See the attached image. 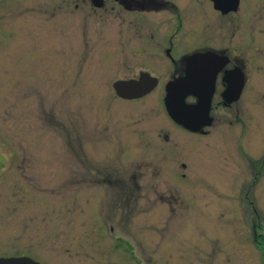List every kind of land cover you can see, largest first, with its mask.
<instances>
[{
  "label": "rangeland",
  "instance_id": "1",
  "mask_svg": "<svg viewBox=\"0 0 264 264\" xmlns=\"http://www.w3.org/2000/svg\"><path fill=\"white\" fill-rule=\"evenodd\" d=\"M74 2L0 0V257L264 264V45L241 122L191 135L163 90L116 97L144 68L121 51L133 31Z\"/></svg>",
  "mask_w": 264,
  "mask_h": 264
},
{
  "label": "flooded vegetation",
  "instance_id": "2",
  "mask_svg": "<svg viewBox=\"0 0 264 264\" xmlns=\"http://www.w3.org/2000/svg\"><path fill=\"white\" fill-rule=\"evenodd\" d=\"M77 2H74L75 7L78 6ZM87 2L93 7L91 11H100L109 16L115 33L118 23L133 31L134 38L127 39L121 51H127L144 63V68L136 76L116 80L113 84L137 80L141 74H146L156 79V86L149 94L160 90L165 93L169 82L185 75L186 62L191 56L210 54L215 57L218 70L209 110L212 124L224 122L226 114L232 110L234 121L241 122L242 102L248 82L246 63L264 45L261 40L264 34V10L260 0L253 6H245V0H238L235 8L233 0H100V7H94L92 0H83V4ZM241 82L243 85L238 100L229 103L234 96V88ZM146 96L137 100H123L116 95L118 99L128 102L139 101ZM186 102L196 104L197 99L188 97ZM169 122L188 134H204L205 129L191 133L170 119ZM162 138L166 143L171 141L168 134ZM181 166L185 168L184 164Z\"/></svg>",
  "mask_w": 264,
  "mask_h": 264
},
{
  "label": "water",
  "instance_id": "3",
  "mask_svg": "<svg viewBox=\"0 0 264 264\" xmlns=\"http://www.w3.org/2000/svg\"><path fill=\"white\" fill-rule=\"evenodd\" d=\"M94 7H100V0H92ZM237 7L238 0H233ZM213 55H194L186 62L185 75L169 82L165 87L163 104L168 117L177 125L191 133H199L212 124L209 117L210 103L217 68ZM242 81V79H241ZM242 82L234 88L229 103L239 98ZM156 86V79L141 74L137 80L117 81L113 84L115 94L123 100H137L148 95ZM195 97L196 104H188L186 99ZM0 264H40L26 256L0 257Z\"/></svg>",
  "mask_w": 264,
  "mask_h": 264
}]
</instances>
